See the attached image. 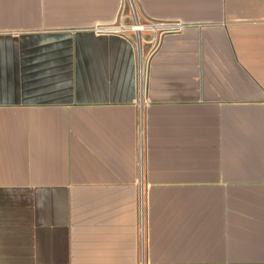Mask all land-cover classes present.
I'll return each instance as SVG.
<instances>
[{
	"label": "crops",
	"instance_id": "1",
	"mask_svg": "<svg viewBox=\"0 0 264 264\" xmlns=\"http://www.w3.org/2000/svg\"><path fill=\"white\" fill-rule=\"evenodd\" d=\"M122 4L0 0V264H264V0Z\"/></svg>",
	"mask_w": 264,
	"mask_h": 264
},
{
	"label": "built area",
	"instance_id": "2",
	"mask_svg": "<svg viewBox=\"0 0 264 264\" xmlns=\"http://www.w3.org/2000/svg\"><path fill=\"white\" fill-rule=\"evenodd\" d=\"M121 17L117 23L112 24H98L96 25L93 30L96 33H105V32H116V33H127L129 29L126 24H131L134 22H140V18L138 16L137 7L135 5V0H123L122 9H121ZM135 17V20H134ZM144 23L149 24L151 26H157L156 30H153L152 37L150 40L147 39V44H151L150 51L146 54L145 58L142 55L141 64L139 67V81L141 89H144L145 81H146V67L149 60V55L152 49H154L159 41L160 37L167 30H177L182 25L179 22H167V21H146L143 20ZM120 26V27H118ZM139 40V38H138ZM136 38V45H138V41ZM142 43V42H141ZM141 163H142V152L141 149L139 151V168L141 170Z\"/></svg>",
	"mask_w": 264,
	"mask_h": 264
},
{
	"label": "bare ground",
	"instance_id": "3",
	"mask_svg": "<svg viewBox=\"0 0 264 264\" xmlns=\"http://www.w3.org/2000/svg\"><path fill=\"white\" fill-rule=\"evenodd\" d=\"M134 20H135V17H134ZM129 29V33L131 34H134L136 36H138L137 38H139V42H138V45H137V49H138V53H139V57L141 59V56H142V53H143V35L140 33V31H148V29L150 31H153V30H156L157 29V26H151L149 25V27H146L144 24H142L141 22H134V23H131V24H126ZM120 27V26H118ZM142 42V43H141ZM140 64H141V61H140Z\"/></svg>",
	"mask_w": 264,
	"mask_h": 264
},
{
	"label": "rangeland",
	"instance_id": "4",
	"mask_svg": "<svg viewBox=\"0 0 264 264\" xmlns=\"http://www.w3.org/2000/svg\"><path fill=\"white\" fill-rule=\"evenodd\" d=\"M140 22H141L142 24H144L146 27H149V24L144 23V21H140ZM148 31H150V30L148 29ZM140 32H141V34H143V35L145 34V40H146V41H145V43H146V44H145V49H146L145 52H146V54H147V53L150 51V48H151V44H147V39L150 40V38L152 37V35H151V34H152V33H151L152 31L148 33L147 31H142V30H141ZM146 32H147V33H146ZM148 35H149V36H148ZM138 41H139V40H138Z\"/></svg>",
	"mask_w": 264,
	"mask_h": 264
}]
</instances>
